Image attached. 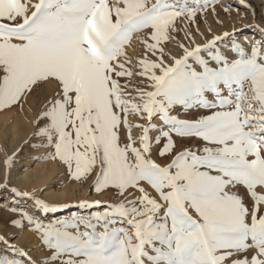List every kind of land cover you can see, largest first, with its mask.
<instances>
[{"label": "snow or ice", "instance_id": "1", "mask_svg": "<svg viewBox=\"0 0 264 264\" xmlns=\"http://www.w3.org/2000/svg\"><path fill=\"white\" fill-rule=\"evenodd\" d=\"M217 2L0 0V108L20 103L41 83L54 84L33 133L52 151L34 158L62 162L82 183L95 172L97 193L131 196L102 212L46 221L36 213L46 217L72 205L5 183L0 191L7 188L12 202L33 200L31 212L10 209L18 216L8 223L34 233L46 255L34 258L12 243L16 233L0 235V264H264V25L243 26L260 35L245 37L248 49L236 39L242 28L201 44L177 27L196 24L203 37L197 16L207 22ZM221 8L230 14L231 5ZM134 33L144 46L135 58L125 48ZM225 39L232 58L217 46ZM121 77L138 82L121 85ZM199 109L206 111L180 118V111ZM174 136L201 143L177 150ZM14 158L3 161L6 180Z\"/></svg>", "mask_w": 264, "mask_h": 264}, {"label": "rangeland", "instance_id": "2", "mask_svg": "<svg viewBox=\"0 0 264 264\" xmlns=\"http://www.w3.org/2000/svg\"><path fill=\"white\" fill-rule=\"evenodd\" d=\"M119 0H109V3H118ZM264 1L263 0H247V4L250 7H245L240 5L239 0H218L216 7V15H213L211 9L207 10V22H205V18L202 15L197 16V21L199 24L200 32L203 33V37L197 34L196 32V24H187L186 22H178L177 27L180 29H184L185 27L190 30L193 35L195 36L196 43H204L205 38H210L211 34L220 35L223 31H231L233 26L237 29H243L241 33L238 34L236 39L239 41L241 34L249 29L244 28L245 24H261L264 25ZM221 4L231 5L230 14H226L222 8ZM254 10V15H253ZM217 19L223 21V24L217 23ZM211 29V33L208 29ZM258 32H255L257 35ZM259 34V33H258ZM142 34H133V38L130 42V45H125L126 51L130 56L135 58L138 54L143 53L144 46L142 42L137 39V37ZM184 33L180 31L177 34V38L183 40ZM185 43H188L186 40ZM223 42L225 43H218V47L221 48L226 55L232 58L231 52H226L227 45L229 41L225 39ZM250 47V45H248ZM226 47V48H225ZM167 49L172 50L173 52H178V48L176 47L175 43L167 44ZM203 54V53H202ZM206 55V54H204ZM122 59V58H121ZM121 85L125 82H129L131 84H136L138 81L137 79L133 78L131 81H128L127 77L119 78ZM55 90L54 84L49 83H41L39 87H34L33 90L26 95L21 97L20 103L10 105L5 108H0V116L6 115L8 119L6 123H3L1 120L0 123V158L3 155L15 153V158L13 160L12 166L8 169L7 180L5 177L0 178V187H2L5 183L10 186H14V181L20 176L22 171L25 169H31L35 166V164L44 165L50 167L51 163L56 164V171L52 175V180L48 182L47 186L40 187L36 192L31 193L29 189L22 188L19 186L17 189L21 191H27L32 196L38 197L40 199L45 200L50 204H68L72 205L71 207L61 209L57 212L49 213L46 217L43 216L41 213L37 212L36 215L39 216L41 219L46 221H52L55 219H62V218H69L73 215H89L91 212H102L104 211V207L107 203H114L115 201L112 199L114 196L113 194H117L115 189H108L104 190L100 193H97L92 188V183L95 177V172H93L85 182H78L73 179L69 178V174L67 171L66 166L59 162L56 159L51 157L43 158V159H35L34 157H42L46 153L52 151L50 147L45 144L43 137H38L33 135V133L37 130L38 125L35 123L37 115L39 111L45 107V101L48 97L53 95ZM128 92H132L133 88L130 86L126 89ZM211 99V97H209ZM28 108V109H27ZM31 108V109H30ZM179 111V110H178ZM204 109L199 110H191L187 113L180 111V118H192L193 115L197 112H205ZM32 113V114H30ZM32 115L34 117H32ZM31 116V117H30ZM23 117V118H22ZM36 117V118H35ZM16 118V119H15ZM12 119H18V128H22L21 132L19 133V137L17 138V142L10 145V140L12 138V130L10 129V123ZM24 119H28V121H24ZM130 121L133 123L136 122V118L133 116H129ZM20 122V123H19ZM27 122V123H26ZM28 123L30 125H28ZM41 125L43 122H40ZM140 123H146L145 121H140ZM153 124L160 125V120L158 118H154L152 121ZM4 124V125H3ZM8 124V125H7ZM26 124L29 129H27ZM33 124V125H32ZM34 126V127H33ZM26 127V128H25ZM32 128V129H31ZM133 136H138L140 134V129L134 128L132 131ZM149 135L151 137H155L157 132L155 130H150ZM42 138V139H41ZM124 137L122 136V140ZM174 140L176 141L177 150H180L181 147H189L193 145H199L201 142L195 139L190 138H180L174 136ZM36 145V147H33ZM44 145V146H41ZM157 145L153 144V158H156V149ZM170 159V157H169ZM48 164V165H47ZM63 186H69L72 189L71 199L67 198L63 201H58L54 199H47L45 196V192L49 189L57 191L58 189L62 188ZM84 187V188H83ZM74 191V192H73ZM109 191V192H108ZM237 191L245 197V202L247 204H251L250 198H248L246 194V190L239 186ZM0 194L4 195L3 199H0V204H5V210L0 212V235L4 236H11V234L16 233L14 239H12V243L20 244L26 247L30 254L33 255L34 258L41 259L43 256L46 255V250H41L40 245L38 244L37 236L25 230L23 233H20L19 230L13 227L8 221L12 218L18 216V212L11 211L10 209L13 208H23L25 211H33V200L28 198H16L15 202H12V194L8 191L7 188H4L3 191H0ZM7 194V195H5ZM119 195V194H118ZM133 195H138V193H133ZM9 196V197H8ZM113 196V197H112ZM78 197V199H76ZM111 197V198H110ZM131 198V196H130ZM81 200L86 201H94V200H101L103 203L100 207H93L90 209H81L77 205ZM74 209L75 213L71 214V210ZM62 211V212H60ZM66 212V214H65ZM69 214V215H68ZM5 216V217H4ZM3 245L0 244V252H3Z\"/></svg>", "mask_w": 264, "mask_h": 264}, {"label": "bare ground", "instance_id": "3", "mask_svg": "<svg viewBox=\"0 0 264 264\" xmlns=\"http://www.w3.org/2000/svg\"><path fill=\"white\" fill-rule=\"evenodd\" d=\"M255 32H256L255 29L249 28V29L245 30L241 34V37L239 39V42H241L242 44H244V47L246 49H248L249 46H248V44H245L244 43L245 37H247V38H254L256 40H259L260 39V35L258 33L256 35ZM223 43H225V42H223ZM226 52H230V51H228V49H227ZM30 114H32V113H30ZM32 117H34V116L32 115ZM7 119H8V116H6V115L0 116V121L3 120L2 121L3 123H6ZM15 119L14 120L12 119V121L9 122L10 123V129L12 130V138L10 140V145L11 146H13V144H15L17 142V138L19 137V133L22 130V128H18V123H17L18 119H17V121ZM24 121H28V119H24ZM41 122H43V121H41ZM1 124L2 123H0V125ZM28 125H30V124L28 123ZM26 127H27V129L30 128V127L27 126V124H26ZM5 157H6V155H4V156L2 155L1 158H0V178L5 177V174H6V169H5V166L3 164V161H4ZM49 166L50 167H47V166H45V164L44 165L35 164V166L33 168H31V169H25L24 171H22V173L17 178V180L14 181V183H13L14 184V187L18 188L19 186H21L22 188H25V190L26 189H29V191L30 190H33V191H31V193H33V192H36L40 187L47 186L48 182L52 180L53 173L56 171V164L54 162L51 163V165H49ZM7 172H8V170H7ZM71 187H69V186H67V187L66 186H63L62 188H60V190L58 189L57 191H54L52 189H49L48 191L45 192V196H46L47 199H54V200H58V201H63L65 199H67V198L71 199V194L72 193H70V192H72V189H73V188L71 189ZM5 195H7V194H5ZM0 196L3 197L4 195L0 194ZM113 196H112L113 197L112 199L115 201L114 203H116V202H118V201H120L121 199H124V198L130 199V196L128 194H125V197H121L118 194H116V195L113 194ZM76 199H78V197ZM5 204L6 203L0 204V212H3L5 210ZM71 211H72V212H70L71 214L75 213L74 209H72ZM60 212H62V211H60ZM65 214H66V212H65Z\"/></svg>", "mask_w": 264, "mask_h": 264}]
</instances>
